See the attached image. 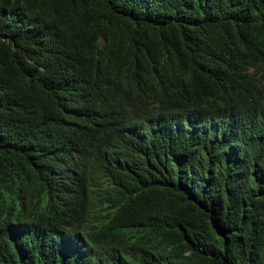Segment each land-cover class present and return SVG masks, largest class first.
Here are the masks:
<instances>
[{
    "label": "trees",
    "instance_id": "obj_1",
    "mask_svg": "<svg viewBox=\"0 0 264 264\" xmlns=\"http://www.w3.org/2000/svg\"><path fill=\"white\" fill-rule=\"evenodd\" d=\"M0 264H264V0H0Z\"/></svg>",
    "mask_w": 264,
    "mask_h": 264
}]
</instances>
